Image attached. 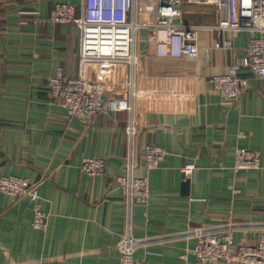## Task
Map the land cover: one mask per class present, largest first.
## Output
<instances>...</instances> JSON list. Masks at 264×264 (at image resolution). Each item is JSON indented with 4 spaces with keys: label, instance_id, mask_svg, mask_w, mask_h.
<instances>
[{
    "label": "crops",
    "instance_id": "obj_1",
    "mask_svg": "<svg viewBox=\"0 0 264 264\" xmlns=\"http://www.w3.org/2000/svg\"><path fill=\"white\" fill-rule=\"evenodd\" d=\"M80 1L0 0V176L38 184L48 215L46 230H35L28 199L0 194V264H119L117 243L127 223L144 240L134 250L136 264H226L198 261L195 239L181 234L235 223L234 242L252 245L264 222V79L240 70L247 87L234 100L223 99L208 82L240 62L251 35L229 28L236 21L233 0L212 5L213 15L182 0L178 22L198 27L195 57L155 56L147 31L139 27L134 68L87 64L82 70L77 27L49 20L54 4H74L78 15ZM192 6L194 14H187L184 8ZM140 13L138 23L154 22L152 14ZM224 40L232 47L223 48ZM56 66L66 78L105 82V97L131 100L132 114L103 109L89 122L67 117L48 92ZM131 117L130 140L125 128ZM146 144L166 152L156 168L144 166ZM235 148L257 150L259 168L234 170ZM130 152L133 176L148 178L149 196L133 200L128 214L115 177ZM84 157L102 158L104 173H83ZM186 164L193 169L184 186Z\"/></svg>",
    "mask_w": 264,
    "mask_h": 264
},
{
    "label": "built area",
    "instance_id": "obj_2",
    "mask_svg": "<svg viewBox=\"0 0 264 264\" xmlns=\"http://www.w3.org/2000/svg\"><path fill=\"white\" fill-rule=\"evenodd\" d=\"M34 2L36 0H28ZM186 4H217L219 0H183ZM182 0H81L78 15L75 5L56 3L52 7L49 20L54 23L71 22L79 32L78 59L80 70L90 64L97 68L113 69L122 63L131 68L138 62L134 50L135 34L139 27L147 31L152 42V53L162 58L195 57L200 48L197 42V28L174 22L181 17ZM236 21L229 28L233 31L251 33L243 48L239 63L230 66L224 74L209 77L212 88L219 91L225 100L238 98L247 87V77L239 74L247 70L259 79H264V0H233ZM140 12L152 14L153 23L140 24L136 15ZM220 29L226 25L220 24ZM258 33V35L254 34ZM215 48L220 44L215 43ZM223 48H231L232 41L224 40ZM204 57H208V48H203ZM118 83H125L119 79ZM48 92L57 100L69 118L91 121L103 109L110 112L122 110L132 114L131 100L124 98H106V83L90 80L82 75L66 78L61 66H56L47 82ZM126 136L131 140L135 128L130 118L125 128ZM163 147L146 144L142 148V159L147 169L159 166L165 156ZM260 154L257 150L235 148L232 168L247 170L259 168ZM135 164L131 152L124 163L122 172L117 174L115 182L122 192L128 207L133 200H146L149 196L147 177L133 176ZM192 165L181 168L183 179L189 178ZM80 170L90 176L101 175L105 171V162L98 157H84ZM19 199L26 197L32 210L31 227L45 231L48 215L41 209L39 186L26 177L14 175L0 176V194ZM235 223L215 226H196L181 235L192 237L195 244L192 253L198 261H222L226 264L246 263L264 264V222L258 226L259 236L255 244H236L233 240ZM136 238L127 223L123 236L117 243L119 264H136L134 250L144 244Z\"/></svg>",
    "mask_w": 264,
    "mask_h": 264
},
{
    "label": "rangeland",
    "instance_id": "obj_3",
    "mask_svg": "<svg viewBox=\"0 0 264 264\" xmlns=\"http://www.w3.org/2000/svg\"><path fill=\"white\" fill-rule=\"evenodd\" d=\"M212 5H214V4H205V5H198V8H197V10H198V12H200L201 13V11L203 12V11H205V10H207L208 11V13H210V15H213V11H214V7H212ZM195 6V5H194ZM194 6H192V7H185L184 8V11L187 13V14H189V13H192V14H194L192 11H195V7ZM209 6V7H208ZM141 14V13H140ZM140 14L138 15V20L140 21V19H141V17H140ZM194 16V15H193ZM138 44L137 45H139L140 43L139 42H137Z\"/></svg>",
    "mask_w": 264,
    "mask_h": 264
},
{
    "label": "water",
    "instance_id": "obj_4",
    "mask_svg": "<svg viewBox=\"0 0 264 264\" xmlns=\"http://www.w3.org/2000/svg\"><path fill=\"white\" fill-rule=\"evenodd\" d=\"M174 22H178V19H175ZM182 178H183V177H182ZM188 183H189V179H188V178H185V179L183 180V184H184V186H187Z\"/></svg>",
    "mask_w": 264,
    "mask_h": 264
}]
</instances>
